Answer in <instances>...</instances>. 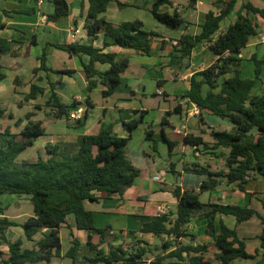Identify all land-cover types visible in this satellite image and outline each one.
<instances>
[{
  "label": "trees",
  "instance_id": "1",
  "mask_svg": "<svg viewBox=\"0 0 264 264\" xmlns=\"http://www.w3.org/2000/svg\"><path fill=\"white\" fill-rule=\"evenodd\" d=\"M51 1L54 12L47 15L46 23L49 26L67 16L70 11L68 0ZM111 1L89 0L84 12L87 34L96 37L103 32L106 37L114 39L115 45L149 56L153 38L158 34L147 31L139 20L115 25L101 17ZM239 1L217 0L215 5L219 12L210 11L202 24L201 33L195 36L184 34L176 50L183 57H188L198 44L209 45L216 60L192 76L190 89L183 97L195 104L200 114L208 112L229 121L232 129L212 130L208 140L193 134L185 136V144L194 149L204 148L200 151L214 153L217 158L223 157L226 150L225 169L212 170L210 166L200 164L185 168L204 177L201 189L182 190L176 187V213L160 214L144 223L140 230L142 234L162 239L161 246L155 248L158 252H154L152 245L143 239H138L137 244L132 246L126 243L114 246L112 243L117 236L109 233L110 227L97 228L95 214L87 207L88 202L123 196L141 176V170L127 155V147L131 133L144 122L147 112H136V117L124 124L130 132L128 137L118 136L114 128L108 126L98 134L82 135L74 142L47 144L44 154L39 152L34 159L21 160L20 157L46 135L43 123L33 120L35 112L32 111L27 113L25 123L20 119L14 124L21 127L24 123L19 133L13 132L10 126L0 132V195L29 196L33 207V214L24 222H18L7 215L8 207L0 206V244L8 247L7 254L0 252V264L51 263L55 258L64 256L72 264H77L80 240L75 231L80 230L88 232L87 244L91 251H95V256H84L86 264H241L238 263L240 259L252 258L238 229L230 228L223 220L217 225L218 215L235 217L237 226L257 219L260 225L257 238L264 250V193L252 194L251 203L247 206L202 200L206 190H215L224 181L245 191L249 179H264V91L255 93L257 80L264 81V60L257 55L252 56L250 61L254 64V73L246 77L243 75L246 64L241 57L251 39L260 34V24L251 18V14L264 19V8L245 2L247 15L239 16L225 31L219 33L221 24L233 14ZM169 3V0H157L151 12L155 19L168 28L180 29L186 25L180 14L161 11V7ZM4 27L0 25V29ZM11 45L12 41L0 36V81L5 79L2 54L10 51ZM59 48L72 56L89 57V62L84 64L87 91L91 93L102 84L106 87L102 91L106 98L117 92L130 65L129 60L117 62L114 53H104L92 45L74 43ZM40 62V66L34 69V76L40 71L73 74L72 70L50 68L46 53L41 56ZM96 63L109 64L110 68L101 72L95 68ZM49 84L52 93L45 106L53 111L54 118L68 120L72 110L85 105V115L80 120L83 123L88 109L94 107L90 96L84 102L74 100L66 104L50 80ZM45 91V88L33 83L25 99L37 100ZM35 108L42 107L36 105ZM176 111H179L178 106ZM4 114L0 110V118ZM9 117L13 119V114ZM253 130L257 133L250 136ZM152 134L153 130L149 129L147 138L151 139ZM163 135L172 154L177 143L171 142L165 132ZM197 218L208 221L206 234L213 239L212 244L199 242V235L188 230V225ZM13 227L22 228L25 241L33 243L31 248L24 247L23 239L13 242L8 239V230ZM63 229H68L71 236V245L65 255L62 254ZM93 232L101 236L98 245L93 242ZM38 234L41 237L36 239ZM106 244L109 246L104 250L102 247ZM211 247H214L217 261L209 258Z\"/></svg>",
  "mask_w": 264,
  "mask_h": 264
},
{
  "label": "crops",
  "instance_id": "2",
  "mask_svg": "<svg viewBox=\"0 0 264 264\" xmlns=\"http://www.w3.org/2000/svg\"><path fill=\"white\" fill-rule=\"evenodd\" d=\"M43 1V5L39 6L38 0H0V25H5L0 29V36L12 41L11 50L2 54L5 79L0 81V110L8 112L9 115L13 112V118L15 108L7 110L6 107L9 104L16 105L18 111L24 110L25 115L32 112L33 110L29 109L35 107L42 96L48 99L51 95L49 80L55 85V91L66 104H71L74 100L84 102L94 93L102 96V100L96 102L91 98L94 107L88 109L86 120L83 123H77L78 127H74L73 123L66 118H54L51 110L48 116H45L46 118L40 115L38 120L34 119L39 116L35 113L33 120L41 121L46 131L45 137H42L45 140L48 139L43 141L45 145L74 142L82 135L98 134L108 126H112L118 136L128 137L130 132L124 124L133 120L136 112H147L144 122L131 133L132 137L127 147V155L141 170V176L132 187L125 191L123 196L116 195L96 202H88L87 207L95 214L97 228L110 227L109 233L117 236L113 245L117 242H120L119 244L125 243L123 241L130 242L132 238L154 239L153 235L142 234L140 230L144 223L160 214L176 213L178 200L174 196V189L176 187L182 190L201 189L204 177L185 168L200 164L210 166L212 170L225 169L226 150L223 157L217 158L216 155H206L200 151L203 148L194 149L184 142L185 136L189 134L203 136L208 140L206 135H210L212 130L220 129L218 126H208V117L213 115L209 113L208 115L206 112L191 115L193 105L188 103V99L184 97L182 99L176 97L173 101L166 99L170 95L166 88L168 82L182 79L187 83L188 89L183 93L182 96H184L190 89L192 76L215 62L216 57L207 43L198 44L188 57H183L182 53L176 50L177 47L179 49V41L184 34L195 36L201 33L202 24L210 11L219 12V8L215 5L217 0H169L170 3L163 5L161 11L171 14L177 12L186 21V27H181L180 30L173 29L174 32H167L153 16L151 8L157 0H112L101 17L115 25L139 20L143 22L147 31L158 34L153 38L149 56L134 49L115 45L114 39L106 37L103 32L96 37L89 36L85 29L86 15L84 13L89 6V0H68L69 14L61 17L52 26L47 25L43 20V15L50 14L45 10V0ZM245 2L252 3L258 8H264V0H240L233 12L234 19L247 15ZM251 18L260 24V34L251 39L249 45L243 49L241 57L245 60L247 69L250 68V71L254 73V64L250 61L252 56L257 55L259 59L264 60V19L259 16L254 18L252 14ZM229 25L225 29L221 28L219 33L225 31ZM41 30L50 31L53 38L45 37L40 33ZM74 43L92 45L104 53H114L117 62L129 60V68L124 73L121 86L115 94L104 97L102 91L106 87L102 84H99L91 93L87 91L88 81L84 64L89 62V57L72 56L66 50L59 48V46ZM44 53L47 55L50 68L72 70L73 74L40 71L34 76V69L40 66V58ZM95 68L105 72L110 65L96 63ZM244 72L243 69V74ZM33 83L45 88L46 91L37 100L27 101L25 97L30 92V86ZM68 89L74 93L72 102L69 103L64 96V91ZM151 94L164 98L166 103L155 101L150 98ZM20 97L21 99L18 100ZM82 106L86 108L85 105ZM177 106L179 111H176ZM42 109L44 107L38 110L42 111ZM111 112H115L114 115L110 114ZM175 113L180 114L181 120L185 121L184 124L179 126L172 121ZM195 117H200L199 126L190 127V120ZM1 119H5V116ZM20 119L18 117L15 123ZM143 125H146V128L141 130ZM8 126L10 125L4 126L1 123L0 132ZM149 129L153 130L151 139L147 138ZM231 129L232 126H229L224 130L230 131ZM164 132L171 142L177 143L172 154H170L167 142L163 139ZM254 133H257L256 130L251 132V134ZM137 135H140L142 145L134 144ZM153 141L156 142L155 145L151 144ZM158 148L160 152L167 151V162L160 163L158 157L161 155ZM249 180L245 191L233 188V184L226 186V182H222L217 189L206 190L202 194V200L247 206L251 203L252 194L264 193L263 178L256 177ZM220 220H223L230 228H237L241 239H245L247 252L253 256L245 260H252L253 264H264V250L261 249V241L257 238L260 226L258 220L252 219L239 226L233 216L218 215L217 225ZM207 224L206 219L197 218L188 225V230L199 235V242L212 244L213 239L206 234ZM75 233L80 240L77 260L79 258L85 260V255L95 256V251H91L87 244L88 232L80 230ZM92 235L93 242L100 244L99 233L93 232ZM102 248L107 250V244Z\"/></svg>",
  "mask_w": 264,
  "mask_h": 264
},
{
  "label": "rangeland",
  "instance_id": "3",
  "mask_svg": "<svg viewBox=\"0 0 264 264\" xmlns=\"http://www.w3.org/2000/svg\"><path fill=\"white\" fill-rule=\"evenodd\" d=\"M44 8H45L46 11H48L50 13H53L54 12L53 2L51 0H45ZM144 16H145V14H144ZM234 16H235V14H232V16H230L225 21H223V23L221 24V28L225 29L230 23L234 22L236 20V19H234ZM252 16L254 18L258 17L255 14H252ZM160 24L162 26H164V28H165V30H167V32H174L173 29L168 28L167 26H165L162 23H160ZM184 27L185 26H183V28ZM178 30H180V29H178ZM40 33L44 34L45 37H47V38H50V39L53 38V35L48 30H46V31L41 30ZM244 71H245L244 74H243L244 76H253V72L250 71V68L247 69V64H246V67L244 68ZM166 88H167L168 93L170 94V95H168L166 97V99H168L170 101H173V99L176 98V97L178 99H182L183 93L186 92L187 89H188V84L183 82L182 79H179V80L177 79L175 81L168 82V84H166ZM263 91H264V81L257 80L255 92L258 94V93H261ZM73 94L74 93L72 92L71 89H68V90L64 91L65 100H67L68 103L72 102L71 100H72V95ZM98 94L94 93L92 95L91 98L93 99V101L96 102V101L102 100V96L100 94L99 95ZM149 96H150V98H153L155 101H161L163 104L166 103L164 98H162V97H157V95H153V94H151ZM20 99H21V97L18 100H20ZM46 100H47V97L42 96V99L40 101H38L39 103H37V105H39L40 107H44V109H42V111L36 109L35 107L29 109V110L35 111L36 114H39V116H36L34 119L38 120L40 118V115L42 116V118H46L45 116H48V114L50 113V109L45 106ZM10 108L12 110L15 108V113H14L15 117L13 119L9 118V113L6 112L4 114L5 119H1L0 120V124L2 123V124H4V126L10 125L12 127L13 132L19 133L21 128L23 127L24 123L26 122L25 121V117H26L25 112H24V110L23 111L22 110L18 111V107H16V105L9 104L6 107L7 110H9ZM37 110L39 111L38 113L36 112ZM114 113L115 112H113V113L111 112L110 114L114 115ZM12 114H13V112H12ZM155 114H156V112H155ZM206 114H208V112H206ZM18 117H20L21 119L24 120V123L22 124L21 127H16L14 125L15 121H16V119ZM208 120H209L208 121V126L209 127L218 126L220 129H217V130H224V129H227L229 126H232L227 120H222V119H220L218 117H215V116H212V117L209 116ZM172 121L175 122L179 126L185 123V121L181 120V116L178 113L174 114V116L172 118ZM199 123H200V117L191 118L190 127L199 126ZM76 124H77V122L73 123L72 125L74 127H78ZM145 128H146V125H143L141 130H144ZM254 135H255V133L251 134L250 136H254ZM206 138L209 139L210 136L206 135ZM46 140H48V139H46ZM46 140L44 138H39V140L37 141L36 146L33 147V148L28 149L26 151V153H24L20 157L21 160L34 159V158L37 157L39 152L44 154L46 145L44 144L43 141H46ZM47 144H50V143H47ZM134 144L142 145V140H141L140 135H137V137H136V139L134 141ZM151 144L155 145L156 142L153 141ZM204 151H206V150H204ZM158 152H160L159 148H158ZM204 153L206 155H215L214 153H207V151L204 152ZM160 155H161L160 157L157 156L160 159V163H165V161L166 162L168 161L167 160L168 159L167 151L160 152ZM224 182H226V181H224ZM225 184H226V186H230L231 185V184H228L227 182ZM234 187L236 189L235 185H233V188ZM0 206L8 207V209L6 211L7 215L12 220H16L18 222H24L28 217H30L33 214V207H32V203H31V199H30L29 196H26V195H22V196H19V195H8V194L0 195ZM61 236H62V241H63V245H64V249H63V253L62 254L65 255V253L67 252V250L69 249V247L71 245L70 244V242H71L70 231L68 229H63L62 233H61ZM7 237L12 242L16 241L18 239H23L25 241V236H24L23 230L20 227H13L10 230H8ZM40 237H41V234H38L37 235V239H39ZM143 240H147L152 245V248L154 249V252H158V250H155V248L158 247V246H161V243H162V239H157V238H154V239H152V238L151 239H143ZM123 242H125L129 246H132L133 244H137V239L132 238V241H130V242H127V241H123ZM119 243L120 242H117L116 244H114V246H117ZM32 246H33V243L25 241L24 247L31 248ZM108 246L109 245H107V248H108ZM0 252H3L4 254H7L8 253V247L3 245V244H0ZM208 255H209V258H211L213 261H217V260H215L214 247L211 249V252ZM149 257H151V255ZM238 263H241V264H251L252 263L253 264L252 260L248 261V260H245V259H240L238 261ZM41 264H72V261L69 260V259H66L65 256H64L63 258H55L51 263H41ZM77 264H86V263H85L84 260H82V258H79L77 260Z\"/></svg>",
  "mask_w": 264,
  "mask_h": 264
},
{
  "label": "built area",
  "instance_id": "4",
  "mask_svg": "<svg viewBox=\"0 0 264 264\" xmlns=\"http://www.w3.org/2000/svg\"><path fill=\"white\" fill-rule=\"evenodd\" d=\"M43 3H44L43 0H38V5L39 6H42ZM43 20H44V22H46L47 21V16L43 15ZM191 104L193 105V110H191L190 114L191 115H199L200 114V109L195 104H193V103H191ZM85 111H86V108L83 107V106H80V107L72 110L70 112L68 121L72 122V123L80 121L84 117Z\"/></svg>",
  "mask_w": 264,
  "mask_h": 264
},
{
  "label": "water",
  "instance_id": "5",
  "mask_svg": "<svg viewBox=\"0 0 264 264\" xmlns=\"http://www.w3.org/2000/svg\"><path fill=\"white\" fill-rule=\"evenodd\" d=\"M77 123H78V124H80L81 122H80V121H78Z\"/></svg>",
  "mask_w": 264,
  "mask_h": 264
}]
</instances>
